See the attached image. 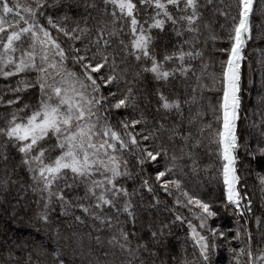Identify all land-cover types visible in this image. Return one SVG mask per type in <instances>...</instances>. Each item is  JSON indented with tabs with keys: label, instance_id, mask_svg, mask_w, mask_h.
<instances>
[{
	"label": "snow or ice",
	"instance_id": "snow-or-ice-1",
	"mask_svg": "<svg viewBox=\"0 0 264 264\" xmlns=\"http://www.w3.org/2000/svg\"><path fill=\"white\" fill-rule=\"evenodd\" d=\"M254 15L256 0H0V264H213L222 242L264 264L237 166L264 157V73L243 103ZM218 208L244 220L238 247ZM25 218L47 242L15 234Z\"/></svg>",
	"mask_w": 264,
	"mask_h": 264
},
{
	"label": "trees",
	"instance_id": "trees-1",
	"mask_svg": "<svg viewBox=\"0 0 264 264\" xmlns=\"http://www.w3.org/2000/svg\"><path fill=\"white\" fill-rule=\"evenodd\" d=\"M264 3V0H256L257 5V15L253 16V23L259 24L264 22V18L259 16V5ZM259 32V29H254V34ZM256 49H264V40L254 39L249 42L247 48L245 49L246 59L242 65L243 72V87L246 89L244 93L243 103L244 107L249 110V112L257 106V95L260 91V79L261 74L264 73V55L260 52L256 51ZM257 61H260L259 63ZM251 65V68H249ZM251 78L253 80V84H248V79ZM0 87H3L2 83H0ZM250 89V91L248 90ZM208 97H212V93H206ZM215 101L213 100V103ZM243 125V122H241ZM239 155L241 160L238 162L239 174L242 177L241 187L247 185L246 192L248 196L252 199V207L254 215H261L262 204H264V198H262L261 193V185L258 180V175H264V157L257 156L255 159H251L247 157L243 151V149L239 150ZM202 160L203 163L212 164L215 160L214 155H208L206 152L202 151ZM214 169H209L207 173H201L198 178H194V186L196 191L202 195L204 199H209L212 196H219L218 184L217 181L213 178ZM6 206V205H5ZM186 211V210H185ZM217 211L219 215L214 218L212 221V226L224 230L229 233V241L231 247L235 248L239 246V241L232 240L231 236L235 235V231L237 228H241L245 226L244 220H239L237 222V217L232 214L231 210H224L222 208H218ZM32 213L30 212L29 215ZM186 216L190 214L185 213ZM254 215L247 216L249 220V224L247 227L253 232L254 242L259 239V234L257 232V225L254 222ZM7 222V217H3L0 219V224H4ZM13 227L15 234L17 236L28 238L29 236H33L36 239H42L47 242V236L43 231L37 233L36 225L29 224L27 219L25 218L24 223H18ZM264 231V229H261ZM177 235L183 237L184 233H182L179 229H174ZM243 239V236L241 237ZM223 243V246L216 250L215 255L213 256V264H234L232 261V256L229 251V244ZM243 259V258H242Z\"/></svg>",
	"mask_w": 264,
	"mask_h": 264
},
{
	"label": "rangeland",
	"instance_id": "rangeland-1",
	"mask_svg": "<svg viewBox=\"0 0 264 264\" xmlns=\"http://www.w3.org/2000/svg\"><path fill=\"white\" fill-rule=\"evenodd\" d=\"M161 198L162 199L164 198V194L163 193H161ZM168 200H169V203H171V198H168ZM178 210L181 212V214L185 215L186 211L184 209H178ZM177 229H179L182 233H184V229H181L179 227H177ZM185 229H186V226H185Z\"/></svg>",
	"mask_w": 264,
	"mask_h": 264
}]
</instances>
